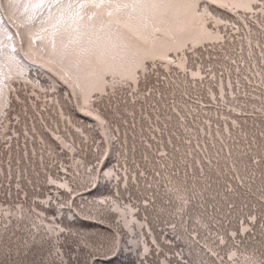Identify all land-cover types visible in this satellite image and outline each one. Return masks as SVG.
I'll return each mask as SVG.
<instances>
[{"label":"snow or ice","instance_id":"1","mask_svg":"<svg viewBox=\"0 0 264 264\" xmlns=\"http://www.w3.org/2000/svg\"><path fill=\"white\" fill-rule=\"evenodd\" d=\"M0 264H264V0H0Z\"/></svg>","mask_w":264,"mask_h":264}]
</instances>
